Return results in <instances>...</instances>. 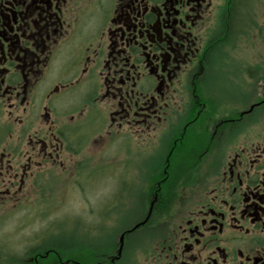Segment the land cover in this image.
Wrapping results in <instances>:
<instances>
[{"label":"flooded vegetation","instance_id":"af4514ba","mask_svg":"<svg viewBox=\"0 0 264 264\" xmlns=\"http://www.w3.org/2000/svg\"><path fill=\"white\" fill-rule=\"evenodd\" d=\"M261 41L264 0H0V206L65 174L56 264H264Z\"/></svg>","mask_w":264,"mask_h":264},{"label":"rangeland","instance_id":"374dc122","mask_svg":"<svg viewBox=\"0 0 264 264\" xmlns=\"http://www.w3.org/2000/svg\"><path fill=\"white\" fill-rule=\"evenodd\" d=\"M257 41L259 42V40ZM257 52L261 53L259 56L262 59L258 60L264 66V41L257 43ZM50 174L56 176L55 173ZM56 177H52L50 181L47 179L46 182H36L34 186H31L32 191L38 189L42 191L43 196H46L40 203H34L32 200L34 195H32L31 203L7 202V207L0 206V246L5 248V251H0V264H13L5 257L8 249L21 252L26 244L34 241L35 236L43 238L46 234L48 236L49 233L53 232L58 244L63 241H73L75 236L72 234V228L74 227L76 212H82L81 214L85 218L87 210H85V204L79 202V194L72 188V182H70L71 184L67 183L68 176L64 174ZM100 184L98 189L103 193V189H100L103 184L102 186ZM115 187L117 186L113 185L110 188L115 189ZM85 190L87 196L93 197L94 193L92 189L90 190V186L86 185ZM23 193L25 191L18 194L21 200L29 201L25 200L27 194ZM97 205H101L100 198L97 200ZM39 232L42 233L39 234Z\"/></svg>","mask_w":264,"mask_h":264},{"label":"trees","instance_id":"16d2710c","mask_svg":"<svg viewBox=\"0 0 264 264\" xmlns=\"http://www.w3.org/2000/svg\"><path fill=\"white\" fill-rule=\"evenodd\" d=\"M55 237L53 232L43 238L35 236L34 241L21 252H7L5 257L13 264H56L58 243Z\"/></svg>","mask_w":264,"mask_h":264}]
</instances>
